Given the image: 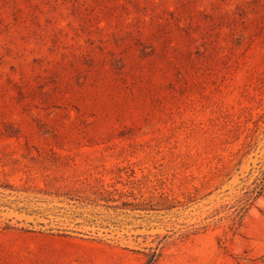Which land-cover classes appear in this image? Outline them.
<instances>
[{
    "label": "rangeland",
    "instance_id": "1",
    "mask_svg": "<svg viewBox=\"0 0 264 264\" xmlns=\"http://www.w3.org/2000/svg\"><path fill=\"white\" fill-rule=\"evenodd\" d=\"M0 264H264V0H0Z\"/></svg>",
    "mask_w": 264,
    "mask_h": 264
}]
</instances>
